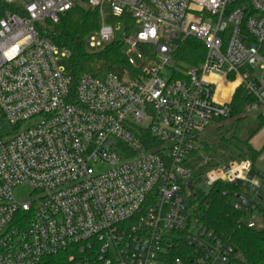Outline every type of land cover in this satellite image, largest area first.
Returning <instances> with one entry per match:
<instances>
[{
    "label": "built area",
    "instance_id": "1",
    "mask_svg": "<svg viewBox=\"0 0 264 264\" xmlns=\"http://www.w3.org/2000/svg\"><path fill=\"white\" fill-rule=\"evenodd\" d=\"M76 6L99 11L92 53L116 40L106 15L140 26L124 38L137 74L75 81L59 64L71 52L37 25ZM188 39L204 60L174 68ZM240 87L264 117V0H0V118L13 127L0 137V264H167L181 242L194 252L174 264H234L193 202L229 185L241 221L264 228V174L251 159L208 157L199 137L230 117ZM19 186L33 189L28 202Z\"/></svg>",
    "mask_w": 264,
    "mask_h": 264
},
{
    "label": "trees",
    "instance_id": "2",
    "mask_svg": "<svg viewBox=\"0 0 264 264\" xmlns=\"http://www.w3.org/2000/svg\"><path fill=\"white\" fill-rule=\"evenodd\" d=\"M124 19L126 34H130L135 23L131 18ZM118 20L123 21V18ZM100 27L99 11L82 6H76L62 15L57 23L46 20L37 25L41 36L59 48L71 52L67 71L75 81H78L84 74L96 78H104L110 73L137 74V71L128 63L124 50L125 44L122 41L114 40L97 53L88 50L89 35L98 31ZM141 49L146 51L149 48L142 47ZM205 54L206 49L200 41L188 39L179 44L174 56V68H184L183 65L190 68L197 67L204 60ZM253 102L254 98L248 95L243 87L238 88L232 100L230 117L227 120H218L217 123L221 124L218 126L219 131L224 130L225 125L229 124L232 132L230 137L226 134L219 137L222 145L220 154L251 159L256 168L260 152L252 146L251 141L264 129V117L258 114L256 125L247 126L245 131L242 130L249 119L247 107ZM226 146L234 147V152L226 151ZM213 150L209 143L203 142L204 152ZM227 190H230L229 185L223 183L216 184L207 192L201 190L193 202L195 214L204 226L234 248V264H264V228L249 229L241 221L242 214L234 210L230 196L224 195ZM193 252L184 242H181L179 248L168 257L167 264H174V259L179 257L186 261L187 255ZM61 263L60 257H48L40 264Z\"/></svg>",
    "mask_w": 264,
    "mask_h": 264
},
{
    "label": "rangeland",
    "instance_id": "3",
    "mask_svg": "<svg viewBox=\"0 0 264 264\" xmlns=\"http://www.w3.org/2000/svg\"><path fill=\"white\" fill-rule=\"evenodd\" d=\"M105 24L115 26L117 30L116 32V41H122L124 42L125 34H126V24L124 22H121L118 19H113L110 15H106ZM140 30V26L137 25L132 32L130 33V38L133 39L137 35L138 31ZM131 49V45L129 43H125L124 50L128 52ZM134 58H136V54H132ZM61 66H64L67 68L68 66V60H62L59 62ZM184 68L189 69L190 67L187 65H183ZM247 69L252 74L257 73V68L247 66ZM258 110H254L250 113H248V120L246 121L245 125L243 126L242 130L245 131L247 126L252 127L255 126L257 123V117H258ZM38 121V120H37ZM35 121H31L26 123L23 126V129H28L31 127ZM228 123V121H227ZM225 123V124H227ZM221 126V124H219ZM218 123H213L211 126L205 130V132L201 133L199 137L202 141L209 143V145L214 149L213 151L205 152V154L208 157H211L212 159H215L217 155L220 154L222 151V145L219 141V137L223 134H226L228 137L232 135V132L230 130L229 124L225 125V129L222 131L218 130ZM223 125V123H222ZM242 133V132H241ZM13 134V127L12 125L4 118H0V137L6 139L7 137L12 136ZM252 146L260 152V157L256 164V169L258 172L264 174V129L261 130L251 141ZM226 151L228 152H234L235 148L232 146H226ZM33 193V189L28 186H19L14 190V196L19 202H28L31 198V195ZM189 195V193H188ZM189 204V201L187 199V205Z\"/></svg>",
    "mask_w": 264,
    "mask_h": 264
},
{
    "label": "bare ground",
    "instance_id": "4",
    "mask_svg": "<svg viewBox=\"0 0 264 264\" xmlns=\"http://www.w3.org/2000/svg\"><path fill=\"white\" fill-rule=\"evenodd\" d=\"M234 87H235V85H230V86H226V87L223 86L222 89H226L227 92L229 93L231 90L234 89Z\"/></svg>",
    "mask_w": 264,
    "mask_h": 264
},
{
    "label": "water",
    "instance_id": "5",
    "mask_svg": "<svg viewBox=\"0 0 264 264\" xmlns=\"http://www.w3.org/2000/svg\"><path fill=\"white\" fill-rule=\"evenodd\" d=\"M189 188L192 189L191 184H189ZM203 189H204L205 191H208V190H209V187H208V186H204Z\"/></svg>",
    "mask_w": 264,
    "mask_h": 264
}]
</instances>
